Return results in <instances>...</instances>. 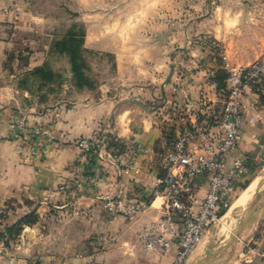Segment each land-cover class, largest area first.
Here are the masks:
<instances>
[{"label": "crops", "instance_id": "crops-1", "mask_svg": "<svg viewBox=\"0 0 264 264\" xmlns=\"http://www.w3.org/2000/svg\"><path fill=\"white\" fill-rule=\"evenodd\" d=\"M26 2L0 0V209H6L8 229L29 214L36 221L9 232L6 249L0 244V264H172L176 244L166 253L147 251L139 239L161 217V199L131 216L119 209L152 197L166 174L163 155L184 125L209 124L220 131L228 69L264 55V0L122 1L114 33L104 29L112 23L101 19L99 31L86 23L83 36L89 53L113 57L110 75L56 103L33 100L12 79L13 73L43 67L47 57L36 51L23 70L12 68L16 30L34 17ZM71 22L68 36L76 29ZM222 74L224 86L213 87ZM21 120L25 129L17 137L12 124ZM243 121L229 164L241 156L250 169L236 180V193L257 177L255 192H262L263 86L245 101ZM38 125H48L55 136L40 156L33 145ZM101 131L118 140L130 167L108 159L85 163L77 140ZM194 183L197 197H204L207 174ZM242 214L224 245L208 252V230L186 264H219L226 246L228 264H264V194Z\"/></svg>", "mask_w": 264, "mask_h": 264}, {"label": "built area", "instance_id": "built-area-1", "mask_svg": "<svg viewBox=\"0 0 264 264\" xmlns=\"http://www.w3.org/2000/svg\"><path fill=\"white\" fill-rule=\"evenodd\" d=\"M220 52L226 64L227 57ZM226 79L227 95L221 115V129L211 130V125L186 124L169 143L163 155L165 176L148 201L134 202L119 212L131 216L146 210L158 198L162 215L145 226L139 239L147 251L169 252L173 245L178 251L172 264H186L189 256L202 241L209 228L226 214L236 193V180L249 174L250 165L245 157H229L240 143L244 120L245 101L258 86L264 87V55L246 67H231ZM213 87H218L216 80ZM20 137L25 129L23 120L12 124ZM34 150L40 156L46 145L55 139L48 125H38L33 130ZM87 165L108 159L124 168L131 161L123 158L122 145L104 131L83 136L77 140ZM207 174L209 187L204 197L196 194L194 180ZM5 207L0 209V244L6 249L9 229L5 225Z\"/></svg>", "mask_w": 264, "mask_h": 264}, {"label": "rangeland", "instance_id": "rangeland-1", "mask_svg": "<svg viewBox=\"0 0 264 264\" xmlns=\"http://www.w3.org/2000/svg\"><path fill=\"white\" fill-rule=\"evenodd\" d=\"M26 1L30 8V15L34 17L24 18L21 26L16 30V37L19 41L13 46L11 65L13 70L21 71L27 66L29 57L34 52H46L47 57L43 67L46 68L47 73H13L12 79L21 86V90H28L31 98L39 103H56L68 95H75V92L80 91V88L94 86L105 74L110 75L113 69V57L110 55L100 56L99 53L94 52L89 53L88 49L84 47L85 24H92V28L99 31L101 19L105 25H107L106 20L108 19L109 25L112 24L108 27L104 26V29L107 28L111 31L110 33H114L115 18L118 16L117 13L121 14V11H117L116 6L125 0ZM66 8L73 12H79V16L73 17ZM73 20L77 24L74 36L71 37L68 36V25ZM70 31H72L71 28ZM73 60L76 63L74 70ZM69 67L72 69L71 78L68 75ZM99 71L102 73L100 74ZM71 85L76 88V91ZM20 98L22 99L21 96ZM263 169L264 167L260 169L259 175L264 174ZM254 181L234 195L233 205L226 212L224 218L209 228L213 233L208 252L214 246L220 247L219 245H224L227 242L229 236L231 237L232 232L237 228L244 209L253 201H257L261 194H264V191L257 193L254 191ZM228 247H225L224 255L220 256L223 260L218 258L219 264H223L221 262L228 264L227 259L230 251Z\"/></svg>", "mask_w": 264, "mask_h": 264}, {"label": "trees", "instance_id": "trees-1", "mask_svg": "<svg viewBox=\"0 0 264 264\" xmlns=\"http://www.w3.org/2000/svg\"><path fill=\"white\" fill-rule=\"evenodd\" d=\"M71 37H73V36H71ZM71 53H72V51H71ZM75 64L76 63H74V60H73V70L75 69ZM33 72L44 74V73H47V70L45 67H38V68L34 69ZM226 76H227V74L226 75L222 74L220 77H218L217 81L219 82V84H218L219 87L224 86V79L226 78ZM35 221H36V216L34 214H29L26 217L19 220L15 225L9 227V232L17 234L20 232V230L24 226V224H30V223H33Z\"/></svg>", "mask_w": 264, "mask_h": 264}, {"label": "water", "instance_id": "water-1", "mask_svg": "<svg viewBox=\"0 0 264 264\" xmlns=\"http://www.w3.org/2000/svg\"><path fill=\"white\" fill-rule=\"evenodd\" d=\"M67 12H69L72 16H76L78 15V12H73L71 10H69L68 8H66ZM170 77L167 79L166 83L169 81Z\"/></svg>", "mask_w": 264, "mask_h": 264}, {"label": "bare ground", "instance_id": "bare-ground-1", "mask_svg": "<svg viewBox=\"0 0 264 264\" xmlns=\"http://www.w3.org/2000/svg\"><path fill=\"white\" fill-rule=\"evenodd\" d=\"M258 183H259V177L256 178V180L254 181V185H255V188H254V191L256 189V187L258 186ZM225 222V221H224ZM226 227V226H225ZM221 228V227H220ZM230 228V227H229ZM227 228V229H229Z\"/></svg>", "mask_w": 264, "mask_h": 264}]
</instances>
